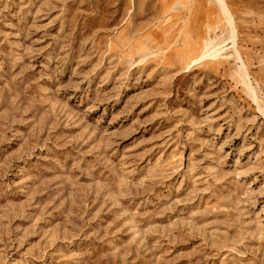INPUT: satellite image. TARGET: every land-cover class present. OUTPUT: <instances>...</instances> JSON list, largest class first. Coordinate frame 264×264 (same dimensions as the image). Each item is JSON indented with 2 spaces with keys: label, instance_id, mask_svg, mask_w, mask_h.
<instances>
[{
  "label": "rangeland",
  "instance_id": "1",
  "mask_svg": "<svg viewBox=\"0 0 264 264\" xmlns=\"http://www.w3.org/2000/svg\"><path fill=\"white\" fill-rule=\"evenodd\" d=\"M0 264H264V0H0Z\"/></svg>",
  "mask_w": 264,
  "mask_h": 264
},
{
  "label": "bare ground",
  "instance_id": "2",
  "mask_svg": "<svg viewBox=\"0 0 264 264\" xmlns=\"http://www.w3.org/2000/svg\"><path fill=\"white\" fill-rule=\"evenodd\" d=\"M209 52V50H208V46H206V50H205V52H203L202 54H201V57H205V56H207V55H211L210 53H208Z\"/></svg>",
  "mask_w": 264,
  "mask_h": 264
}]
</instances>
